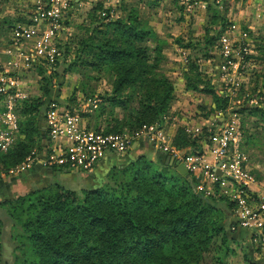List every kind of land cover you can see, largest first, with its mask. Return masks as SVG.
Instances as JSON below:
<instances>
[{"label":"trees","instance_id":"1","mask_svg":"<svg viewBox=\"0 0 264 264\" xmlns=\"http://www.w3.org/2000/svg\"><path fill=\"white\" fill-rule=\"evenodd\" d=\"M98 9L99 2L92 7L90 18L101 24L103 17L93 15ZM121 9L124 13L103 23V30L96 28L102 37L89 35V44H82L62 69H72L77 60L79 65L96 71L105 68L111 77V89L102 102L112 108H125L136 97L137 108L125 119L105 121L103 132L108 133L123 129L136 132L141 124L161 123L172 99V85L159 71L163 42L134 7ZM210 11V26L217 21L219 26L204 28L207 46L214 44L226 24L214 7ZM60 22L66 25L67 18ZM58 48L65 62L68 46ZM37 71L40 76L44 73L42 68ZM188 72L193 77L186 76L187 86L194 89L201 84L199 90L211 96L214 109L228 105V98L216 93L193 62ZM60 75L56 67L40 77L44 98L19 102L16 110L22 118L17 139L0 154L4 173L20 163L35 142L36 156L43 159L47 155L41 145L45 129L39 125L38 116L44 110L45 97H53L57 103L58 92L53 91L51 81ZM73 92L66 98L67 110L75 105ZM244 110L264 118L263 108L239 107V111ZM195 141L196 137L178 127L172 144L182 149L194 146ZM41 151L44 155H38ZM125 159L126 164L115 165V171L109 172L97 188L73 190L54 182L0 202V264H227L224 259L231 252L228 244L234 241L232 230L237 225L230 220L232 202L223 195L198 189L189 172L183 175L143 154ZM47 168L57 171L65 166L53 164ZM242 264L256 263L245 253Z\"/></svg>","mask_w":264,"mask_h":264},{"label":"crops","instance_id":"2","mask_svg":"<svg viewBox=\"0 0 264 264\" xmlns=\"http://www.w3.org/2000/svg\"><path fill=\"white\" fill-rule=\"evenodd\" d=\"M5 1L6 0H0V6L1 3H5ZM85 1L90 5L92 4L89 10L98 2L100 4L101 2L104 3L102 0H97L93 3H90L91 0H84V2ZM119 2L122 4L120 6L121 8L134 7L138 15L140 10L141 14H147L149 11L164 12L163 15L167 14L166 16L171 18V20H169L176 22L178 27L183 26L186 28L183 32L186 33V36L178 35L180 38L174 40L178 45L173 49L175 51L173 57H169V55L164 52V47L168 49L171 42L155 31L150 19L147 17L142 18L153 31L154 36L163 42L161 48V63H166L169 58L173 61H179L180 63L178 69H159L162 75L166 76L172 85V99L169 103L167 114L159 124V128L162 129L159 130L161 135L163 134V140L166 141L168 145L175 147L172 144V139L177 128L181 127L184 129V132L196 137V141L194 146L184 147L182 149L175 147L176 149L190 153L193 159L199 161L202 165H207L208 171L214 176L216 175L212 170L221 161V168L219 171H221L224 176H217V178L214 179L209 173L202 172L200 174V164L193 174L195 181L198 184L201 183L202 188L207 190V193H217L229 199L235 192V188H242L246 189V191L251 194L253 200H257L260 195L264 194V182L258 179V177L261 178L264 175V170L256 164V161L254 162L252 153L251 155L249 153L250 151H248L247 154L244 151L242 146L243 143H241L240 140L241 134H237L234 130L235 117L238 116L237 113H239L234 109L238 106H258L264 109V97L256 101L252 95L248 97L245 96L240 103L238 99H228V105L224 109H214L211 96L199 90L202 85L197 83L196 88H190L187 86L186 76L188 75L190 79L193 77L189 74L190 72H188V65L190 62H193L197 67L199 75L204 79H208L216 89V93H218L216 84L219 79V73H217L216 64L214 65L212 62H216L218 59V55L215 51L217 47L220 46L218 44L219 39L223 36L228 40V43L238 42V40L245 42L247 45V52H250V47L248 48L249 42H255L256 39H264V0H221L219 3H216L215 0H195L187 5L176 0H169L167 4L164 3V0H119ZM16 3H18V1H16ZM23 6H26L27 10L30 9L28 13L19 11V13L11 17H0V59L3 61V65L6 69L5 75L13 82L7 86V93L10 95L17 94L18 97L20 96V98L15 100V110L19 106V100L26 98V95L29 94L24 90L25 84L27 83L29 84L32 82L34 86H36V95H34V97H43L40 87L36 84L37 81L35 82L31 74H29L32 73L35 76L38 74L34 63L26 65L21 58L17 59L16 57L9 56L2 52V47L4 44L8 43L13 28L17 25L24 26L31 24L30 17L34 10L35 0H23ZM212 7L215 8L218 16L224 19L226 24L214 44L207 46L204 44L206 37L204 28L211 27L216 29L219 26L218 21L211 26L208 21V15ZM120 11L122 15L124 12L122 9ZM68 13H65L63 19ZM167 25L169 26L170 24ZM190 25H193L196 30L191 31V28L188 29ZM184 28H182V30H184ZM195 31L197 32L194 33ZM242 34L245 36H242ZM192 40H196V43H191ZM196 47V53L200 54L204 59L203 63L198 61L197 54L191 55L190 53V49ZM201 64H207L206 69H201ZM212 64L213 66L211 67ZM65 66L66 64L63 63L62 65L58 64L56 67L61 71V74H64L70 71L66 70L63 72L62 69ZM160 66L162 67L163 65ZM212 75L214 78L210 79L209 76ZM59 87L60 89H58ZM59 87L56 89L59 90V92H56H58V98H61V100H66V98L72 94L71 92H73L72 89H70L71 91H67L64 96L62 89L65 87V84L60 82ZM73 95L75 108L71 107V110H68V112L80 114L83 112L80 110L82 101L87 98L77 93L76 90H74ZM58 105L60 106V104ZM43 112L44 110H42V115L39 114L38 116L40 126L45 125ZM241 113L255 116L260 121H264V118L258 113H249L246 110L241 111ZM15 115L17 130L14 135L13 143L17 139L18 123L22 118L19 110H16ZM83 117L84 116H82V119ZM42 126L41 128H43ZM224 128L228 131L227 140L225 146H221L215 143L216 140H214L213 137L217 135V132L220 134ZM46 146L49 148L51 143L48 141ZM137 154H143L154 162L159 161L164 164L166 162V156L168 155L166 152L156 150L155 147L152 146V142L145 137H139L132 141L126 157L131 158ZM41 158L42 156L34 162L32 168L26 173L8 174L0 178V202L9 200L15 194H21L33 188L54 182L73 190H79L80 188H95L103 183L106 173L113 164L112 160L118 157H116L114 153L106 155L102 160L96 163L92 171L87 173L62 168L58 171L59 176L56 175V171H51L48 168L45 169L42 167L43 159ZM123 158H125V156H123ZM170 166L174 168L173 165ZM44 175L52 177L53 180L39 183L41 177ZM59 177L70 180V184L65 185L61 182L62 179L60 180ZM240 181H244L248 189L242 185L237 186L240 184ZM231 218L233 217L230 216V220ZM232 222H236L235 219L232 220ZM232 231L234 232L233 242L238 243L240 246L244 245L248 247L247 253H245L249 255L250 260L256 264H264V254L257 249L256 242L252 237V230L236 225Z\"/></svg>","mask_w":264,"mask_h":264},{"label":"rangeland","instance_id":"3","mask_svg":"<svg viewBox=\"0 0 264 264\" xmlns=\"http://www.w3.org/2000/svg\"><path fill=\"white\" fill-rule=\"evenodd\" d=\"M18 1V3H16ZM97 0H91L90 3H93ZM104 3L101 2V9H98L95 11V14L97 17H103L101 24L95 21H92L90 18L91 15V10H89L92 6L88 2H84V0H72L67 4V9L66 12L68 13L65 18H67V23L66 25H62L60 22V25H58V30L57 34L54 37V44L55 47L58 50V56L57 60H59V64L65 63L66 65L69 64L72 59L75 58V51L78 50L84 45H88L89 42L87 41L89 35H94L97 37H102V34L97 31V29L103 30V23H106L109 20L116 19L117 17H120L121 15V2L119 0H102ZM178 1V0H176ZM195 0H187L183 2V4H189L194 2ZM169 0H164V3L167 4ZM180 2V1H178ZM181 3V2H180ZM30 10V9H29ZM29 10H27V7L23 6V0H6L5 3H1L0 6V17H11L19 11H23L28 13ZM139 11V10H138ZM164 12L158 11H149L147 14H141V10L139 12V16L141 18L147 17L148 19L151 20L152 25L154 26L155 31L159 34L162 35L163 37H166L168 41L171 42L170 47L168 49H165L164 47V52L169 55V57H173L174 55V48L178 45V43H175L174 40L176 38H180V36H186V33H183L186 28L183 26L178 27L176 22L170 21L171 18L169 16H166L167 14L163 15ZM144 15V16H143ZM64 17V16H63ZM170 19V20H169ZM167 24H170L169 26ZM100 25V26H99ZM97 28V29H96ZM184 28V30H182ZM191 28V31L196 30L193 25L188 26V29ZM195 31L194 33H196ZM180 35V36H178ZM11 39V36L9 37ZM84 43H80L82 41ZM184 41V40H183ZM93 41H90L92 43ZM94 41L93 43H95ZM191 43H196V40H192ZM7 46L4 48H7L11 45V42L6 43ZM148 45H151L150 42H147ZM5 45V44H4ZM58 45H66L68 46V52L67 56L65 57V62L62 60V56L60 55V50L58 48ZM248 48L250 47V52H247V45L245 42H242L238 40V42H230L227 43L224 47H230V49L234 50V53L231 55H235L234 57V62H235V67L232 69V72L230 71L228 74V77H224L221 70L219 69V65L221 64V55H220V48H222V45L217 47L216 53L218 55V59L215 62H212L214 65L216 64L217 66V73H219V79L217 81V90L218 93H223L229 100H239V103L241 100L244 99V97L248 94L254 95V99L261 100L262 97H264V39H256L255 42H249L248 43ZM85 47V46H84ZM261 47V48H260ZM196 48L190 49L191 55H198V61L203 63V58L200 56V54L196 53ZM85 58V57H83ZM214 58V57H213ZM88 59V58H85ZM168 59V58H167ZM166 59V60H167ZM34 66L37 68H42L43 72L41 76L37 74L36 76L32 73L31 77L33 80L38 84L39 87L43 85L41 81H39V78L43 76H46L48 73L49 69L46 68L45 61L43 60H37L34 61ZM57 63V62H56ZM77 64L72 65L70 71L65 72L64 74H61L59 77L55 78L53 77L52 83L54 84L53 86V91H58L56 90L60 86V82H63L65 84V87L62 89L63 95H66L67 91H72L76 90L77 93L82 94L84 97H90V98H97L99 99V103L96 108H93L91 111L86 109L82 112L84 114L83 121L89 128H98L96 130H102L106 127V120L115 117L117 119H125L127 116V113L129 111H133L137 108V101L136 97L132 99L129 103L126 104L125 108L122 107H114L112 108L107 102H102V97L104 95H108L111 89V77L108 75L107 71L105 68H101L99 71H96L94 69L81 66L79 65V60L76 61ZM211 65V67L213 66ZM57 64L52 69H55ZM160 65H163L162 67L160 66L159 69L163 68L165 70L171 68H176L180 67L179 61H173L171 58L166 61V63H160ZM207 64H201L200 68L201 69H206ZM50 69V70H52ZM211 71V68H210ZM51 72V71H50ZM38 73V72H37ZM206 75V74H205ZM207 76V75H206ZM210 79H213V75L209 76ZM41 80V79H40ZM59 83V84H58ZM225 87V88H224ZM36 86H34V83L30 82L29 84H25L24 90L28 92L29 94L26 95V98H32L34 95H36ZM39 89V88H38ZM60 89V87L58 88ZM72 93V92H71ZM126 93V91H124ZM39 94V93H38ZM59 95V94H58ZM64 95V96H65ZM23 99H20L19 101H22ZM67 100H61V98H58L57 103L60 104V106L64 109L65 103ZM54 102V98L50 97L48 100L45 97V106L44 109L46 110L50 105H52ZM102 103V104H101ZM264 104V102H263ZM239 105V104H238ZM129 107V109H128ZM238 106L236 108V111L238 110L239 113L238 116L235 117V132L237 134H241V143L245 153L247 154L248 151H250V155L252 153V156L254 158V162L256 161V164L261 167V169L264 170V121H260L257 117L255 116H250L245 113H241L239 111ZM206 112V110L204 109ZM28 118V115L26 114L25 119ZM44 120V119H43ZM226 122V121H225ZM45 123V122H44ZM159 124L158 122H152L149 124H141L139 129L141 128L142 125H145L146 127H151L152 129H157L159 130ZM218 128V127H217ZM138 129V130H139ZM137 130V131H138ZM162 130V129H160ZM136 131V132H137ZM120 132L127 133L128 135H131L132 137H135L136 133L135 131H130L123 129ZM47 135V134H46ZM163 135V134H162ZM218 135V132H217ZM46 137V136H45ZM47 139V137H46ZM136 139V138H135ZM36 141V139H34ZM210 141V140H209ZM37 142L34 143V146H32L29 150V152L25 155V157L22 159L20 163H18L15 166H19L16 170L14 168L15 166L11 167L8 169V172L6 171L5 175H13L15 173H26L30 168H32V165L34 162H36L40 156H36V145ZM30 145V143H29ZM153 146V142H152ZM46 148V153L47 155L43 159L45 160V164L42 166L45 169L49 167V164L46 163L47 157L49 154L51 155L52 152L47 146ZM158 150V149H156ZM128 150L123 153V154H115L117 159L112 160V166H110L108 172L106 175L111 172L115 171V168L113 167L115 165H124L126 164L127 160L123 158V156L127 155ZM41 153V154H40ZM112 153V152H111ZM248 153V154H249ZM38 155H44V151L39 152ZM34 157V160L32 162H27L28 158ZM249 159V158H248ZM26 164H30L29 167L26 166ZM22 167V168H21ZM15 170H12V169ZM59 170H57L56 175L59 176ZM189 172V171H188ZM191 176V172H189ZM106 177V176H105ZM62 183L65 185L70 184V180L64 179L63 177H59ZM261 181L264 182V175L259 178ZM53 180L52 177H48L47 175H44L41 177V180L39 183L43 182H48ZM37 185V184H36ZM101 186V185H99ZM96 186L95 188L99 187ZM200 184L197 183V188L201 189L204 191L206 194L207 193L205 189L202 187L199 188ZM36 187V186H35ZM38 188V187H36ZM92 189V188H91ZM228 247L231 249V252L229 255L224 259L225 263L227 264H241L242 263V256L247 253V246L244 245H239L238 243L235 242H230L228 244Z\"/></svg>","mask_w":264,"mask_h":264},{"label":"built area","instance_id":"4","mask_svg":"<svg viewBox=\"0 0 264 264\" xmlns=\"http://www.w3.org/2000/svg\"><path fill=\"white\" fill-rule=\"evenodd\" d=\"M70 1L72 0H35L34 10L30 17L31 24L17 25L13 28L10 35L11 39L9 38L11 45L4 48L7 46L5 44L2 47V52L17 59L21 58L26 65L37 60H43L46 63L44 64L46 68L52 69L59 54L53 39L57 34L58 25H60V21H62L66 13V6ZM178 1L183 3L187 0ZM220 1L215 0L216 3ZM242 36L245 35L242 34ZM227 43L228 40L226 38L220 37L218 44L222 45V48H220L221 64L219 69L225 78L229 76L228 73L232 72L235 67V55H231L234 50L230 49V47H224ZM5 72L3 61L0 59V154L5 153L13 145L14 135L17 130L15 100L20 98L17 94L10 95L7 93V86L13 82L7 78ZM97 102H100L99 99L88 97L82 101L80 110L84 111L87 107L91 111L97 107ZM43 115L47 142L51 143L48 150L49 152L51 150L52 154H49L46 160L49 165L65 166L68 170H78L87 173L92 171L96 163L106 155L111 152L123 154L130 148L135 138L145 137L153 142L155 149L166 152L174 159L179 160L186 171L191 172L192 175L200 164V174L205 172L211 174L214 179L217 178L216 174L214 176L208 171L207 165H202L199 161L193 159L190 153L168 145L163 140L160 130L142 125L134 133L135 137L124 132H103L102 130L87 127L80 114L69 113L67 109L56 103H52L50 107L46 110L44 109ZM227 133V129L224 128L220 134L214 135L215 143L225 146ZM32 160H34V157L28 158L27 162H32ZM42 164H45L44 159ZM220 164L221 161L215 168L220 170ZM29 165L26 164L27 167ZM14 168L12 170H15ZM5 174L0 166V178ZM199 184V188H201V183ZM241 185L247 188L244 181H240L237 186ZM229 200L232 202L231 216L235 219L237 225L252 230V237L256 242L257 249L264 254V194L260 195L257 200H253L246 189L235 188V192Z\"/></svg>","mask_w":264,"mask_h":264},{"label":"water","instance_id":"5","mask_svg":"<svg viewBox=\"0 0 264 264\" xmlns=\"http://www.w3.org/2000/svg\"><path fill=\"white\" fill-rule=\"evenodd\" d=\"M41 126H42V125H41ZM42 127L45 129V125H43ZM46 144H47V139H46V137H44V138L42 139V141H41V145H42L43 147H45ZM165 164L173 165L174 168H175V170L178 171L179 173L183 174V175L187 174V171H186V169L184 168L183 164H182L179 160H176V159L174 160L173 157L170 156V155H167V156H166V162H165ZM213 172H214L217 176H224V174H223L221 171H219L217 168H214V169H213ZM232 220H234V218H231V221H232Z\"/></svg>","mask_w":264,"mask_h":264}]
</instances>
